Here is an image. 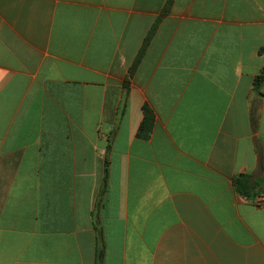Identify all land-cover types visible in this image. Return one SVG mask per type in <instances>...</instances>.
Wrapping results in <instances>:
<instances>
[{
    "label": "crops",
    "instance_id": "obj_1",
    "mask_svg": "<svg viewBox=\"0 0 264 264\" xmlns=\"http://www.w3.org/2000/svg\"><path fill=\"white\" fill-rule=\"evenodd\" d=\"M166 2L0 0V264H264V0Z\"/></svg>",
    "mask_w": 264,
    "mask_h": 264
},
{
    "label": "trees",
    "instance_id": "obj_2",
    "mask_svg": "<svg viewBox=\"0 0 264 264\" xmlns=\"http://www.w3.org/2000/svg\"><path fill=\"white\" fill-rule=\"evenodd\" d=\"M172 1L173 0H167L165 7L161 11V16H163L164 14H166L168 12V8H170ZM155 29H156V23L152 27V29L150 30L149 34H147V36L144 38L141 49L138 53V56L133 61L132 65L129 69L130 75L133 74V71L138 64V60H140V58L143 54V51H144L145 47L147 46V43L150 40L151 35L154 33ZM263 82H264V72H262L259 76H257L255 78L254 84H253L254 92L260 94V89L262 88ZM152 126H153L152 111L147 106L144 105L143 106L142 119L140 121V124L138 126V130H137V136L140 138H144V140L147 139L151 133ZM233 186H234L235 190L242 197H245L249 200L255 198V196L257 195V192L255 191L256 188H258L259 186L261 187V185L255 183V182H252L251 177L247 174H239V175L235 176L233 178Z\"/></svg>",
    "mask_w": 264,
    "mask_h": 264
},
{
    "label": "built area",
    "instance_id": "obj_3",
    "mask_svg": "<svg viewBox=\"0 0 264 264\" xmlns=\"http://www.w3.org/2000/svg\"><path fill=\"white\" fill-rule=\"evenodd\" d=\"M253 203L256 207L264 208V193L258 199H255Z\"/></svg>",
    "mask_w": 264,
    "mask_h": 264
}]
</instances>
